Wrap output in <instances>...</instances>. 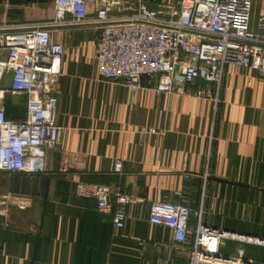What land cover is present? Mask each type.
Returning a JSON list of instances; mask_svg holds the SVG:
<instances>
[{
	"label": "crops",
	"instance_id": "0c3cea01",
	"mask_svg": "<svg viewBox=\"0 0 264 264\" xmlns=\"http://www.w3.org/2000/svg\"><path fill=\"white\" fill-rule=\"evenodd\" d=\"M43 1L0 0V25L51 21L54 0ZM96 3L88 2L89 18ZM253 7L264 16V0ZM50 29L51 40L65 48L56 87L62 133L45 150L42 171H0V264H187L188 252L176 249L171 230L147 221L154 201L191 208L190 229L199 214L202 223L264 236V75L225 65L218 88L198 78L168 94L143 77L142 88L132 91L98 76L99 24ZM10 81V72H0V107L8 118L23 119L26 95L13 93ZM197 86L210 96H194ZM76 181L128 194L124 227L116 229L112 213L97 210L93 198L76 196ZM240 216L241 224L228 222Z\"/></svg>",
	"mask_w": 264,
	"mask_h": 264
},
{
	"label": "built area",
	"instance_id": "2783aa9c",
	"mask_svg": "<svg viewBox=\"0 0 264 264\" xmlns=\"http://www.w3.org/2000/svg\"><path fill=\"white\" fill-rule=\"evenodd\" d=\"M89 0H54L47 23L18 28L0 25V72H10V89L26 95V115L14 120L0 107V171L37 173L44 168L45 150L57 146L62 126L57 123L56 87L61 75L64 45L51 40V27L93 21L100 25L96 47L98 76L120 81L132 91L142 78L155 81L156 92L172 93L179 83L195 86L201 78L219 87L225 65L249 68L264 75V16L250 25L253 0H97L88 16ZM192 94L209 97L197 86ZM216 99V97H215ZM164 134V129H150ZM114 173L122 171L115 159ZM78 197L93 198L96 208L112 213L116 229L124 227L125 207L132 198L107 184L76 181ZM18 207L28 206L25 200ZM186 205L154 201L147 221L171 230L176 249L188 252L187 264H264L220 250L224 240L264 247V236L238 233L204 225L198 214L194 229ZM193 234L191 244L189 234Z\"/></svg>",
	"mask_w": 264,
	"mask_h": 264
},
{
	"label": "rangeland",
	"instance_id": "374dc122",
	"mask_svg": "<svg viewBox=\"0 0 264 264\" xmlns=\"http://www.w3.org/2000/svg\"><path fill=\"white\" fill-rule=\"evenodd\" d=\"M145 1H148L150 3L154 2V0H145ZM165 1L173 2V3L176 2V0H165ZM43 2L46 3V0H44ZM257 18L258 17H256V15L254 13V7L252 5L250 25L252 23H255ZM221 81H222V77H221ZM221 81H220L219 85L221 84ZM242 221H244V220L241 219V216H240L239 218L235 219L234 221L232 220V222H231V220H230L228 222L229 223H235V224H237V223L241 224ZM203 224L211 226V227H216V228L228 230V231H234V232H238V233L256 235V233H253V232H250V231H245L243 229H232V228H229V227L223 225L222 222L220 224H218L217 221H213V222H208L207 221L206 223H203ZM258 236H260V235H258ZM238 248H242L245 251V256L246 257H250V258H253V259L264 260V247H262V246L251 245V244H243V243H239V242H235V241H231V240H224V244L221 245L220 250L222 252H224L225 254H233V253H235L236 249H238Z\"/></svg>",
	"mask_w": 264,
	"mask_h": 264
},
{
	"label": "water",
	"instance_id": "95a60500",
	"mask_svg": "<svg viewBox=\"0 0 264 264\" xmlns=\"http://www.w3.org/2000/svg\"><path fill=\"white\" fill-rule=\"evenodd\" d=\"M17 98V97H16Z\"/></svg>",
	"mask_w": 264,
	"mask_h": 264
}]
</instances>
